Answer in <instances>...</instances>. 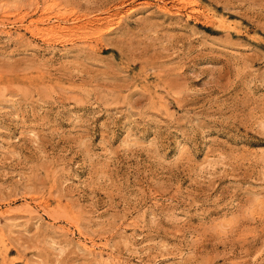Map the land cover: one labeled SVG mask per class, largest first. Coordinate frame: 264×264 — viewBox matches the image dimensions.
<instances>
[{
	"label": "rangeland",
	"instance_id": "1",
	"mask_svg": "<svg viewBox=\"0 0 264 264\" xmlns=\"http://www.w3.org/2000/svg\"><path fill=\"white\" fill-rule=\"evenodd\" d=\"M175 1L0 0V264H264V0Z\"/></svg>",
	"mask_w": 264,
	"mask_h": 264
},
{
	"label": "bare ground",
	"instance_id": "2",
	"mask_svg": "<svg viewBox=\"0 0 264 264\" xmlns=\"http://www.w3.org/2000/svg\"><path fill=\"white\" fill-rule=\"evenodd\" d=\"M177 1V0H176ZM175 1V2H176ZM180 1V0H179ZM183 0H181V2H182ZM181 4V3H180ZM183 4V3H182ZM181 4V5H182ZM184 5V4H183ZM163 8V7H162ZM50 10V9H49ZM67 29V28H66ZM61 30H64V27H61L60 25H55V26H52V27H50V28H48V29H46V30H40L39 31V33H45V32H47V33H53V32H58V31H61ZM54 34V33H53ZM94 247V246H93ZM92 248V247H91Z\"/></svg>",
	"mask_w": 264,
	"mask_h": 264
}]
</instances>
